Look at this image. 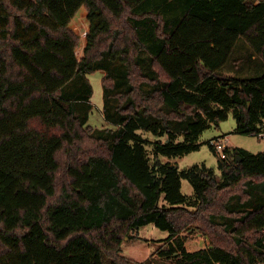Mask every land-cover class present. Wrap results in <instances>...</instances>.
I'll use <instances>...</instances> for the list:
<instances>
[{
	"label": "trees",
	"instance_id": "1",
	"mask_svg": "<svg viewBox=\"0 0 264 264\" xmlns=\"http://www.w3.org/2000/svg\"><path fill=\"white\" fill-rule=\"evenodd\" d=\"M240 38L264 66V0H0V264H141L122 243L148 224L169 231L151 264L264 261V151L227 147L221 173L162 158L199 150L231 112L264 134V70L220 72ZM188 230L208 245L189 250Z\"/></svg>",
	"mask_w": 264,
	"mask_h": 264
},
{
	"label": "rangeland",
	"instance_id": "2",
	"mask_svg": "<svg viewBox=\"0 0 264 264\" xmlns=\"http://www.w3.org/2000/svg\"><path fill=\"white\" fill-rule=\"evenodd\" d=\"M71 26L80 36V45L77 48V55L81 57L84 53L87 44V36L83 37L86 32L88 34L90 22L87 17V11L83 7L78 11V14L72 21ZM250 46L246 43L244 38H240L234 48V51L228 63L220 70L221 73L232 75L236 77L246 78L260 75L264 66L260 59L252 57ZM263 67V68H262ZM106 74L105 70H96L88 75L94 93L92 97L93 109L90 114L88 123L93 127H107L112 124L106 119L104 113V88L102 79ZM150 141H155V136L149 133L144 134ZM227 137L228 147L234 149L236 147L244 148L252 153H259L264 151V135H247L237 131V121L231 112L228 119L220 122L219 126L213 125L205 130L200 136L199 143L201 147L199 150L190 152L188 154L168 158L163 156L164 161L171 160L179 166L180 169L193 166L195 164H206L214 168L218 173H221L219 167L220 154L216 153L208 143V140L214 136ZM149 150L152 148V142H149ZM182 191L187 195L194 194V187L187 179L182 181ZM164 201V199L162 198ZM189 235L187 241V248L189 250L199 249L202 246H207V238L200 231L188 230ZM141 238L135 240L125 239L122 243L123 254L141 264H151V261L162 263L157 250L162 245V240L169 236V231L157 227L155 224H148L138 230Z\"/></svg>",
	"mask_w": 264,
	"mask_h": 264
},
{
	"label": "built area",
	"instance_id": "3",
	"mask_svg": "<svg viewBox=\"0 0 264 264\" xmlns=\"http://www.w3.org/2000/svg\"><path fill=\"white\" fill-rule=\"evenodd\" d=\"M86 36H87V33L85 32L83 34V37L86 38ZM209 142H210V145L213 146V148L220 154L222 158H227V153L225 151L226 148L228 147L226 135L212 137L209 139ZM258 264H264V261H261Z\"/></svg>",
	"mask_w": 264,
	"mask_h": 264
},
{
	"label": "crops",
	"instance_id": "4",
	"mask_svg": "<svg viewBox=\"0 0 264 264\" xmlns=\"http://www.w3.org/2000/svg\"><path fill=\"white\" fill-rule=\"evenodd\" d=\"M214 137H215V136H214ZM139 236H140V235H139ZM205 239H206V237H205ZM207 241H208V240H207ZM202 247H206V245H205V246H202ZM202 247H201V248H202ZM195 250H196V249H195Z\"/></svg>",
	"mask_w": 264,
	"mask_h": 264
},
{
	"label": "water",
	"instance_id": "5",
	"mask_svg": "<svg viewBox=\"0 0 264 264\" xmlns=\"http://www.w3.org/2000/svg\"><path fill=\"white\" fill-rule=\"evenodd\" d=\"M239 160H241V159L239 158ZM152 264H155V263H152Z\"/></svg>",
	"mask_w": 264,
	"mask_h": 264
}]
</instances>
